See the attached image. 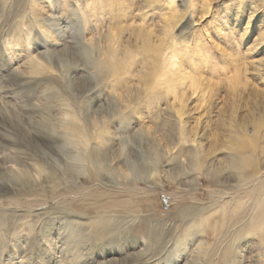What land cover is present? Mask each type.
<instances>
[{
  "label": "rangeland",
  "instance_id": "rangeland-1",
  "mask_svg": "<svg viewBox=\"0 0 264 264\" xmlns=\"http://www.w3.org/2000/svg\"><path fill=\"white\" fill-rule=\"evenodd\" d=\"M0 264H264V0H0Z\"/></svg>",
  "mask_w": 264,
  "mask_h": 264
}]
</instances>
